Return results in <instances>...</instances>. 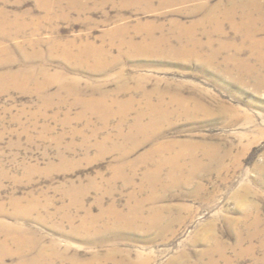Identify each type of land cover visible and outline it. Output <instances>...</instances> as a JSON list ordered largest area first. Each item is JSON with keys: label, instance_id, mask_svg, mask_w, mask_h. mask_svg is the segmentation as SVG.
I'll return each instance as SVG.
<instances>
[{"label": "rangeland", "instance_id": "374dc122", "mask_svg": "<svg viewBox=\"0 0 264 264\" xmlns=\"http://www.w3.org/2000/svg\"><path fill=\"white\" fill-rule=\"evenodd\" d=\"M246 1L0 0V264L37 255L15 252L21 233L55 248L28 264H59L57 255L65 264H264V88L238 69L263 74L264 64L247 48H225L240 43L233 24ZM87 47L102 55L81 53ZM102 95L105 117L81 106ZM156 106L165 118L151 131ZM139 114L145 129H132ZM175 143L211 169L203 150H213L226 171L165 193V215L178 220L171 230L103 218L149 196L138 190L145 166L127 165ZM117 145L132 148L126 163ZM85 215L92 234L74 231Z\"/></svg>", "mask_w": 264, "mask_h": 264}, {"label": "bare ground", "instance_id": "6f19581e", "mask_svg": "<svg viewBox=\"0 0 264 264\" xmlns=\"http://www.w3.org/2000/svg\"><path fill=\"white\" fill-rule=\"evenodd\" d=\"M256 1L247 0L243 6H241L240 10V17L242 20H240V24L235 25L233 24V28L237 33H240L241 39L239 45H235L234 42H228V44H225V48L233 49L234 51H241V48H247L254 56H256L257 60L264 64V40L259 39L261 35L264 34V0H261L260 3H257ZM236 10V9H235ZM234 11V9H233ZM237 12V11H236ZM238 16V17H239ZM232 18V17H231ZM234 20V19H233ZM232 20V21H233ZM10 25V24H9ZM10 27V26H9ZM11 28V27H10ZM7 39V38H6ZM157 40V39H156ZM159 40V39H158ZM153 41V40H152ZM157 42V41H156ZM198 42V41H197ZM224 42V41H223ZM155 43V42H154ZM192 48H195L199 46L196 42L191 41ZM201 44V42H200ZM221 44V43H220ZM208 45V44H207ZM61 46V45H60ZM186 46V45H185ZM189 46V45H188ZM64 47V46H63ZM202 47V46H201ZM208 47V46H207ZM223 48L224 46H220ZM186 48V47H184ZM184 48L180 52L184 50ZM210 48V47H209ZM213 48V47H212ZM102 49V48H101ZM187 49V48H186ZM200 49V48H199ZM202 49V48H201ZM211 49V48H210ZM193 50V49H192ZM99 51V49H98ZM94 51L91 50L90 47H87L85 49H81V53H89L92 55H102L101 51ZM190 51V50H189ZM179 52V53H180ZM187 52V51H186ZM185 52V53H186ZM220 52V51H219ZM71 53V52H70ZM197 53V52H196ZM211 53V52H210ZM250 53V54H251ZM107 55V54H106ZM183 55V54H182ZM196 55V54H195ZM214 55V54H213ZM239 55V54H238ZM69 56V55H68ZM84 56V55H83ZM185 56V55H184ZM199 56V55H198ZM194 57V55L192 56ZM203 57V56H202ZM217 57V56H216ZM68 58V57H67ZM205 58V57H203ZM65 59V58H64ZM202 59V58H201ZM212 59V57L210 58ZM209 59V60H210ZM231 60V59H230ZM229 61V60H227ZM233 61V60H232ZM66 62V61H65ZM105 62V61H104ZM235 62V61H234ZM80 63V62H79ZM212 63V62H210ZM89 64V63H88ZM99 65V64H98ZM83 67V66H82ZM101 67V66H100ZM106 67V66H105ZM104 67V68H105ZM236 67V66H235ZM264 67V66H263ZM242 72L241 74V80H252L254 85L258 88H264V72L263 74H257L256 71H254L251 68H248L245 63H240L239 68ZM264 69V68H263ZM47 70V69H46ZM73 70V69H72ZM104 70V69H103ZM235 71V69H234ZM261 71V70H260ZM240 72V71H239ZM27 73V72H26ZM43 73V72H42ZM239 74V75H240ZM15 76L17 77H26L28 79H32L30 76H28L25 73H18ZM44 78V77H43ZM239 78V77H238ZM52 79V78H51ZM18 80V79H17ZM68 81V80H67ZM30 82V81H29ZM27 84V83H26ZM72 84V83H71ZM18 85V84H17ZM62 86V85H61ZM39 87V86H38ZM67 87V86H66ZM70 87V86H69ZM65 89V86L62 87V89ZM39 89V88H38ZM37 89V90H38ZM74 93V92H73ZM152 95V94H151ZM154 97V96H153ZM80 98V97H79ZM81 99V98H80ZM107 99L106 95H102L98 100L93 99L90 97L88 100H84L81 103V106L84 107V110H90L97 108L100 113H103V116L105 117V114L111 113V108L106 105L105 100ZM110 99V98H109ZM83 100V99H82ZM112 100V99H111ZM113 101V100H112ZM76 102V101H75ZM150 102V101H149ZM148 102V103H149ZM158 103V102H157ZM168 103V102H167ZM182 103V102H181ZM78 104V103H77ZM147 107V106H146ZM171 108V107H170ZM96 110V109H95ZM97 111V110H96ZM206 111V110H205ZM166 112V111H165ZM94 113V112H93ZM96 113V112H95ZM94 113V114H95ZM158 112V108L152 107L149 110L150 115V122L147 125L146 128L149 130H158L161 122L163 121V118H165V113ZM173 113V112H172ZM97 114V113H96ZM126 115V114H125ZM128 115V114H127ZM107 117V116H106ZM141 115L137 117L135 123L132 126V129H145V126L141 125L140 122ZM106 121V120H105ZM147 121V120H146ZM162 125V124H161ZM152 133V132H151ZM119 134V133H118ZM122 135V134H121ZM125 137V136H124ZM127 137V136H126ZM120 138V137H119ZM114 142V141H113ZM140 144V143H139ZM101 146V145H100ZM132 146V145H131ZM127 147V146H125ZM124 146L117 145L114 146L113 149L119 152L120 159L122 163H126L128 155H130L132 148L129 150L126 149ZM137 147V146H136ZM140 147V146H139ZM129 148V147H128ZM197 148V146H196ZM113 151V150H112ZM201 151V150H200ZM204 151V152H203ZM203 154L207 157V160L212 162L211 164H215V168L211 169L210 165H202L196 158V155L194 154V151H192L190 146H187L185 144H170V145H161L157 148L152 149L147 154L143 155L138 160L131 162L127 166L132 170L133 172H136L137 168H139L140 165L145 166V172H143V178H141V184L138 188L139 192L148 191L149 196H130L131 201L133 204L128 208L127 213L123 214L120 212H117L115 208L111 206L108 211H105L101 214L102 217L111 216L112 218V225H118L120 227H131V225H136L138 223L141 227L146 228H155L161 231L164 230H171L173 225L178 222V220H174L171 218H167L165 215L169 210L161 205L165 202L167 199V196H165V193L170 192L173 189H177L181 187L182 185L188 184L191 181H194L196 179H200L201 172L204 174L210 173L211 171H215L218 176L222 175V172L226 171L227 167L223 166L222 160L219 157H216L217 154L213 150L205 149L203 150ZM201 154V153H200ZM131 156V155H130ZM229 156V155H228ZM117 158V157H116ZM63 159V158H62ZM119 159V160H120ZM204 163V162H202ZM120 164V163H119ZM208 164V163H207ZM125 167V165H124ZM117 169L116 175H119L121 169ZM124 169V168H123ZM119 170V171H118ZM127 170V169H126ZM119 177V176H118ZM121 177V176H120ZM117 178V177H116ZM183 187V186H182ZM71 194L75 192V196L83 194V190L75 189L69 191ZM146 193V192H145ZM77 194V195H76ZM72 196V195H71ZM73 197V204L77 207H81V201L78 199H74ZM142 197V198H140ZM27 202V201H26ZM71 202V201H70ZM72 203V202H71ZM70 203V204H71ZM131 202L129 203V205ZM33 205V204H32ZM34 206H37L34 204ZM15 207V205H13ZM69 207V206H68ZM26 208V207H25ZM23 207V209H25ZM35 208V207H34ZM75 208V207H73ZM253 208V206H252ZM64 209V208H63ZM62 209V210H63ZM78 209V208H77ZM35 210V209H33ZM249 210V209H248ZM21 211V210H20ZM26 211V210H25ZM29 211V209H27ZM31 211V210H30ZM17 212V211H16ZM19 212V210H18ZM17 212V213H18ZM14 213V212H13ZM25 213V212H24ZM29 213V212H28ZM249 213V212H248ZM20 215V213H18ZM27 214V213H26ZM146 214V216H145ZM23 215V213H22ZM27 215H30L27 214ZM169 215V214H168ZM15 216V215H14ZM65 217V216H64ZM101 217V215H100ZM102 218V219H103ZM26 219V218H25ZM67 219V218H65ZM69 219V218H68ZM254 219V218H253ZM101 220V219H100ZM257 220V219H256ZM66 221V220H65ZM68 221V220H67ZM71 221V220H70ZM69 221V224L71 223ZM99 223L98 219L95 220ZM104 221V220H103ZM108 221V220H107ZM246 221V220H245ZM105 222V221H104ZM110 222V221H109ZM73 223V221H72ZM93 220L89 219L88 216L85 215V217L82 219L81 224L78 228L74 226V231L83 233V234H90ZM96 223V222H95ZM250 223V222H249ZM74 224V223H73ZM72 224V225H73ZM117 226V227H118ZM236 226V225H235ZM133 227V226H132ZM135 227H138L137 225ZM4 228V227H3ZM10 228V227H9ZM18 228V227H17ZM94 228V226H93ZM92 228V229H93ZM111 228V226H110ZM116 228V227H115ZM139 228V227H138ZM72 229V228H71ZM121 229V228H120ZM119 229V230H120ZM134 229V228H133ZM137 229V228H136ZM236 229V228H235ZM7 230V229H6ZM103 230L106 232L109 230V223L103 225ZM9 231V230H8ZM17 231V230H15ZM22 231V229H21ZM13 232V231H12ZM11 232V233H12ZM20 232V231H18ZM3 233V232H2ZM73 233V232H72ZM95 233V232H94ZM97 233V232H96ZM92 234V233H91ZM241 235V234H240ZM259 235L258 232L253 231L249 235V239L253 240ZM1 236V235H0ZM10 238V237H9ZM8 239V238H6ZM11 239V238H10ZM9 239V240H10ZM14 243L17 245V252L18 255H20L22 258L30 254L33 250L37 251V255L32 258L29 262H38L40 258H47L48 256L55 255V248H46L41 245V242L39 239H36L34 237H31L30 235L26 233H21L19 235L13 236L12 238ZM212 239V238H211ZM213 241V239H212ZM242 240H238V242H241ZM5 242V241H4ZM8 242V241H7ZM12 243V244H14ZM7 245V244H6ZM264 246V245H263ZM3 247V246H2ZM7 247V246H6ZM15 247V246H14ZM8 251V250H7ZM34 251V252H35ZM213 250H208L206 252L207 255L212 254ZM218 251V250H217ZM216 251V252H217ZM6 253V252H5ZM4 253V254H5ZM14 255V254H13ZM16 256V255H15ZM59 264H65L66 258H63L59 255L56 256ZM49 258V257H48ZM47 258V259H48ZM52 259V258H51ZM56 259V258H55ZM26 260V259H25ZM34 260V261H33ZM49 260V259H48ZM47 260V261H48ZM29 262H23L21 264H28ZM45 264H56L54 262L45 263Z\"/></svg>", "mask_w": 264, "mask_h": 264}]
</instances>
